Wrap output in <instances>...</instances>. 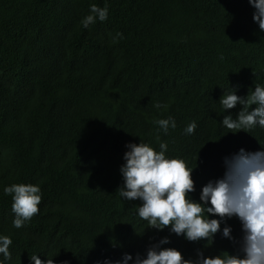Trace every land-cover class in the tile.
<instances>
[{"label": "trees", "instance_id": "1", "mask_svg": "<svg viewBox=\"0 0 264 264\" xmlns=\"http://www.w3.org/2000/svg\"><path fill=\"white\" fill-rule=\"evenodd\" d=\"M248 3L0 0V235L12 239L8 264H34V253L55 264L135 258L164 236L162 247L184 258L237 251L219 231L213 241H189L168 226L148 227L137 214L141 201L122 200L117 189L127 142L158 150L165 141L167 155L194 167V199L223 174L225 156L264 146V128L221 124L228 113L219 99L230 87L246 96L264 84V30ZM91 4L107 6L108 18L85 28ZM240 107L227 111L235 117ZM168 116L176 127L158 132L154 120ZM193 120L195 131L185 134ZM21 182L39 184L42 200L16 228L4 187ZM225 222L239 240V218L225 217L221 228Z\"/></svg>", "mask_w": 264, "mask_h": 264}, {"label": "clouds", "instance_id": "2", "mask_svg": "<svg viewBox=\"0 0 264 264\" xmlns=\"http://www.w3.org/2000/svg\"><path fill=\"white\" fill-rule=\"evenodd\" d=\"M248 4L255 9L253 20L264 30V0H249ZM107 18V6L91 4L89 14L80 23L87 28L97 19L105 21ZM116 35L123 38V33ZM230 88L232 90L219 99L228 113L223 115L221 124L232 132H249L256 126L264 128V84H255L246 96L237 95L236 90ZM237 104L242 107L233 117L227 110ZM154 107L159 109L162 105L157 101ZM154 123L159 126L158 132L167 133L169 128L176 127L171 116L158 118ZM196 127V121H191L184 128L185 134H192ZM156 139L159 140V136ZM125 147L124 162L120 165L123 184L117 191L122 200L141 201L137 214L147 221L148 227L162 230L168 226L170 232L183 235L189 241H213L219 231L238 244V248L235 252L221 250L209 256L198 251L195 258H184L179 249L162 247L169 243V237L164 236L151 244L143 256L137 254L134 258L131 253H124L120 259L104 258L95 264H129L130 261L131 264H264V146L255 151L241 147L225 156L223 174L202 185L198 199L191 195L195 191L191 175L194 167L187 166L183 157L167 155L165 141H160L158 150L143 139L139 143L127 142ZM4 193L12 196L14 227H22L39 212L42 200L39 184L12 183L4 187ZM233 216L241 221L243 234L239 240L232 235L231 225L225 222L221 228L225 217ZM11 244L9 236L0 235V264L10 262ZM29 258L34 264H55L52 257L42 260L36 253Z\"/></svg>", "mask_w": 264, "mask_h": 264}, {"label": "bare ground", "instance_id": "3", "mask_svg": "<svg viewBox=\"0 0 264 264\" xmlns=\"http://www.w3.org/2000/svg\"><path fill=\"white\" fill-rule=\"evenodd\" d=\"M4 183V182H3ZM7 199H10V198H7Z\"/></svg>", "mask_w": 264, "mask_h": 264}]
</instances>
